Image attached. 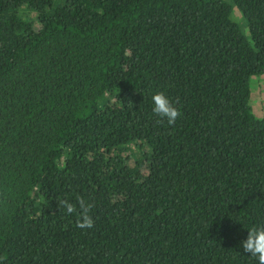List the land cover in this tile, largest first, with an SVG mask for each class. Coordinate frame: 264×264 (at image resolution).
<instances>
[{"label": "trees", "instance_id": "1", "mask_svg": "<svg viewBox=\"0 0 264 264\" xmlns=\"http://www.w3.org/2000/svg\"><path fill=\"white\" fill-rule=\"evenodd\" d=\"M259 77L264 0H0V264H258Z\"/></svg>", "mask_w": 264, "mask_h": 264}, {"label": "clouds", "instance_id": "2", "mask_svg": "<svg viewBox=\"0 0 264 264\" xmlns=\"http://www.w3.org/2000/svg\"><path fill=\"white\" fill-rule=\"evenodd\" d=\"M154 103L153 112L161 120L167 119L169 126L175 125L181 118V110L176 104L163 92L159 91L152 96ZM77 204L70 203L67 200H61L60 206L65 209L66 214L77 215L76 226L78 228H93L95 221L91 215L94 204L85 201L83 197H78ZM248 230L247 239L242 242L244 253H249L258 260V264H264V226L252 227Z\"/></svg>", "mask_w": 264, "mask_h": 264}, {"label": "rangeland", "instance_id": "3", "mask_svg": "<svg viewBox=\"0 0 264 264\" xmlns=\"http://www.w3.org/2000/svg\"><path fill=\"white\" fill-rule=\"evenodd\" d=\"M240 17H242V14L239 11L234 10L233 19L239 24L240 30L242 31L243 35L247 38H250L248 24L246 20ZM252 88H253V94H252L251 101H252L253 109L257 113V115L258 114L261 115L257 117L264 118V77H259V78L254 79V81H252ZM137 155H140V153L137 152ZM132 163H133V160H132Z\"/></svg>", "mask_w": 264, "mask_h": 264}]
</instances>
